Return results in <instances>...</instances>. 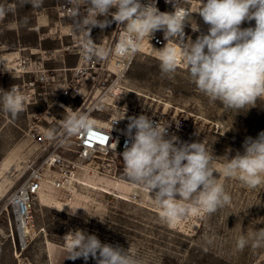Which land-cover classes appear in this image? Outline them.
Listing matches in <instances>:
<instances>
[{
    "label": "rangeland",
    "instance_id": "1",
    "mask_svg": "<svg viewBox=\"0 0 264 264\" xmlns=\"http://www.w3.org/2000/svg\"><path fill=\"white\" fill-rule=\"evenodd\" d=\"M181 2L192 9L188 21L201 26L183 42L207 34L209 26L196 12L199 0ZM0 5L13 9L0 19V89L15 85L27 98L25 110L15 118L0 110V264H97L91 256L66 259L70 233L77 230L137 253L142 264H264V246L236 249L239 235L264 229V184L249 189L236 178L218 174L227 162L224 155L243 153L245 139L264 132V96L254 107L240 110L210 102L191 82L184 65L169 78L159 66L162 48L145 46L119 77L118 96L110 94L108 102L100 105L104 112L99 117L117 114L122 106L150 113L170 109L184 117L187 125L172 135L180 142L204 143L214 155L218 172L214 175L230 195V204L203 218L190 215L169 225L160 219V209L148 192L126 178L122 157L116 168L99 153L97 158L104 163L89 165L92 168L83 179L129 200L82 183L69 190L44 188L35 195L33 221L25 227L20 245L14 220L13 235L3 205L26 178L28 163L40 153L30 129L36 124L57 127L79 106L84 109L95 102L98 90L92 79L99 76L92 71L85 83L81 79L85 75L71 70L78 60L75 52L83 45L69 0H43L38 9L23 0H0ZM254 26V20L241 24V28ZM118 31L113 21L104 30L93 28L91 38L98 47H108ZM77 80L80 84L73 93L67 85ZM68 206L79 209L71 215Z\"/></svg>",
    "mask_w": 264,
    "mask_h": 264
},
{
    "label": "clouds",
    "instance_id": "2",
    "mask_svg": "<svg viewBox=\"0 0 264 264\" xmlns=\"http://www.w3.org/2000/svg\"><path fill=\"white\" fill-rule=\"evenodd\" d=\"M69 2L74 6L73 24L82 35L85 59L108 60L113 55L131 58L144 40L150 41L155 31L163 30L165 40L174 41V45L167 42L159 50L163 75L171 78L178 66L184 65L199 92L210 102L220 101L225 108L254 107L257 99L264 96V0H199L196 12L209 26L208 31L187 42H183V30L191 12L177 11L175 3L174 12L168 13L160 12L155 0L146 4L141 0ZM23 3L38 9L43 0H23ZM12 10L0 5V19ZM253 20L254 27L241 28L243 22ZM113 21L123 30V36L113 46L98 47L91 38L92 29L104 30ZM189 22L193 31H199L195 21ZM26 99L15 85L9 90L0 89V110L15 118L25 110ZM128 120L130 144L122 152L124 175L148 192L159 207L163 222L175 226L190 215L203 218L230 204V195L214 175L218 173L213 166L214 155L204 143L180 142L175 135L169 137L168 123L154 122L144 114ZM63 128L67 137L95 135L94 121L84 111H72ZM48 135L55 138L54 131ZM243 148V153L224 155L227 162L218 174L226 179L236 178L249 189H255L264 184V132L256 138H246ZM77 209L70 208V214L75 215ZM70 234L72 244L66 259L87 260L91 256L97 264H142L137 253L102 243L94 234L80 230ZM250 244L253 248L264 246V229L252 235L241 234L236 239L239 251Z\"/></svg>",
    "mask_w": 264,
    "mask_h": 264
},
{
    "label": "built area",
    "instance_id": "3",
    "mask_svg": "<svg viewBox=\"0 0 264 264\" xmlns=\"http://www.w3.org/2000/svg\"><path fill=\"white\" fill-rule=\"evenodd\" d=\"M141 2L146 4L148 0H141ZM174 3L177 11L191 10L189 7L182 4L181 0H155L156 7L160 12H174ZM183 31V40L192 33V28L187 19ZM122 36L123 30L119 28L115 39H112L109 46H113ZM180 41L181 38L178 36L177 43H180ZM149 42L159 48L165 47L167 42L169 46L174 45L173 40H165L163 30L155 31L151 35ZM75 54H77L78 60L71 68L74 75H85V78H81L85 83L88 75L91 74L92 71L97 74V77L99 76V78L92 79V85H96V89L98 90L97 97L95 96V102L85 106L84 109H82V106H79L77 110V112L84 111L90 114V118L94 121L93 131L95 135L81 134L67 137L63 128V124L67 118L60 120L57 127L36 124L30 129L33 140L40 148V153L35 159L28 163L26 178L7 197L3 205V210L7 212L12 232L14 230L12 220H14V226L18 234L20 245L23 241L19 228V221L23 227V220L25 221V225H30L33 218L30 193L44 188L56 191L75 188L76 185H79L81 177H85V174H88V171L90 172L92 166L90 167L89 165L104 163L103 160L97 158L98 152L112 154L111 165L117 168L118 158L122 157V152L126 144H130V137L127 134L128 117L144 114L149 116L154 122H160L162 125L168 123L167 133L169 137L172 136L174 132L183 130L187 125V121L184 117L172 114V110L170 109H162L150 113L145 110H137L135 107L130 108L122 106L118 107L117 114H109L106 118L99 117L103 115L104 112L100 105L103 102H108L107 99L110 97V94H118V79L128 68L137 53L131 58L113 55L111 59L108 60H89L85 59L83 56L82 46ZM113 60H116V63H113ZM79 84L80 81L78 80L69 83L67 89L73 92ZM124 113L125 117L122 119ZM49 131H54L55 138L49 137ZM101 191L123 199L119 197L117 193H110L105 190ZM14 234L13 232V235Z\"/></svg>",
    "mask_w": 264,
    "mask_h": 264
},
{
    "label": "bare ground",
    "instance_id": "4",
    "mask_svg": "<svg viewBox=\"0 0 264 264\" xmlns=\"http://www.w3.org/2000/svg\"><path fill=\"white\" fill-rule=\"evenodd\" d=\"M190 8V7H189ZM191 9V8H190ZM190 12L192 13V9L190 10ZM191 13L189 14V16L191 15ZM189 18V17H188ZM188 18H186L187 19V21H188ZM188 23H189V25H190V27H191V23L188 21ZM197 24V23H196ZM193 26H195V25H193ZM200 27L201 26H199V29H200ZM192 28V27H191ZM193 31V30H192ZM154 47V48H159V47H157V46H155L153 43H150L149 41H147V40H144L143 41V43H142V45H141V48L142 47ZM140 48V49H141ZM113 63H116V60H113ZM121 84V83H120ZM122 85V84H121ZM119 91V90H118ZM118 96V95H117ZM114 98V97H113ZM111 101V100H110ZM103 154V155H106V156H108L109 157V159H108V163L109 164H111V156H112V154H107V153H105V152H98L97 153V155L98 154ZM87 165V164H86ZM88 166V165H87ZM80 181V183H82V184H87V185H89V186H91L92 188H99L96 184H94V185H92L91 183H87L84 179H83V177H81V179L79 180ZM100 190H105L106 192H109V191H107L106 189H104V188H99ZM39 191H41V190H39ZM39 191H32L31 193H30V198H31V207L33 206V203H34V199H35V195L39 192ZM119 197H121V198H123V199H126V200H129V198L128 197H126V196H122V195H118ZM30 227V225H25V221L23 220V227H22V225H21V222L19 221V228H20V232H21V229H22V233H21V236L22 237H24L25 238V233H24V229H25V227ZM30 229V228H29ZM23 234V235H22Z\"/></svg>",
    "mask_w": 264,
    "mask_h": 264
}]
</instances>
